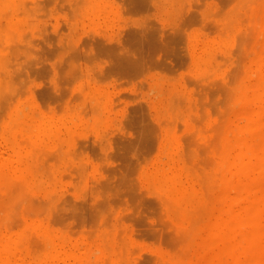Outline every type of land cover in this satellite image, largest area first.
I'll use <instances>...</instances> for the list:
<instances>
[{
	"label": "rangeland",
	"instance_id": "rangeland-1",
	"mask_svg": "<svg viewBox=\"0 0 264 264\" xmlns=\"http://www.w3.org/2000/svg\"><path fill=\"white\" fill-rule=\"evenodd\" d=\"M31 1L0 0V144L10 154L20 140L35 169L33 188L1 183L3 222L41 255L26 227L39 219L57 250L78 253L69 264H221L206 246L222 207L218 156L254 102L264 0ZM160 168H182L195 203L157 181Z\"/></svg>",
	"mask_w": 264,
	"mask_h": 264
},
{
	"label": "bare ground",
	"instance_id": "bare-ground-1",
	"mask_svg": "<svg viewBox=\"0 0 264 264\" xmlns=\"http://www.w3.org/2000/svg\"><path fill=\"white\" fill-rule=\"evenodd\" d=\"M9 1H11V0H9ZM247 2H248V0H247ZM10 3H12V2H10ZM243 5H244V3H243ZM29 9L31 11V8H29ZM5 18H7V17L5 16ZM1 25H2V21L0 23V26ZM18 28H21V27L19 26ZM13 36H14V34H13ZM1 45H3V44H1ZM24 45H26V43ZM263 46H264V43H263ZM262 52H263V50H262ZM216 58H218V57H216ZM221 58H223V57H221ZM227 59L228 58H226V60ZM258 60L259 61H256V63L258 62L256 64L255 59H254V63L257 65V69H255V65H254V69L249 70V75H248L249 77L248 78H250V80H249L248 84L246 85L247 90H245V91H248L250 93L249 97H251L252 98L251 100L254 101L253 103H254L255 107L250 108L253 106V103H251L252 106H250L251 104L248 106L249 103H247L246 105L249 108L243 107L242 111H240V108H239L238 111L243 116V117L242 116L241 117L243 118V121L245 120L244 123L239 126V128L237 129L238 130L237 133H236L235 127L233 128V129H235L234 130L235 137H233V138L224 137L221 139V140H223L222 141L223 148L221 147L222 151H221L220 155L218 156V159H219L218 164H219V168H220V170H218V171H219V173L221 171V174H222L221 180H222L223 187L220 190L218 195H219V200L222 201V207L219 210V214L216 218V221L212 225V229L210 228L211 233L209 236L211 238L206 245V246H210V247L211 246L213 247V245H215L216 247L218 246L220 248L221 254L224 257V260L221 264H264V58H259ZM221 64H219V65H221ZM9 66H11V65H9ZM246 66L248 67V65H246ZM245 69H247V68H245ZM210 75L211 74H209V76ZM241 87H242V85H241ZM99 98H100V96H99ZM88 103L87 104L85 103V105H86L85 107L88 106ZM238 111L235 113H238ZM80 112H81V110H80ZM17 113H18V111H17ZM239 115H238L237 119L241 120L242 118H239ZM20 116H22V115H20ZM27 116H28V114H27ZM238 122H240V121H238ZM13 124H15V123H13ZM231 129L232 128H230V130ZM19 133H17V136ZM22 134H24V133H22ZM229 135H231V133ZM36 139L38 141V138H36ZM17 140L15 138H11L9 141V143L11 144V146H10L11 152H13L14 154L13 153L8 154V150L5 149L6 146L4 147V145L0 144V213L4 211L5 215L8 213V210H7L8 207L5 206L6 208L3 209V207L7 203V201H4L6 199L3 198L4 197L3 193H1L2 192L1 191V189H2L1 183L10 181L11 179H14V180L19 179L20 181L21 180L24 181L31 188H33L32 186H34V183H35V181H34L35 180V171H34L35 169L33 168L34 166H32L33 164L32 165L29 164L27 161L29 159V157L31 156L30 152H23L21 150L22 147L20 148L19 143H21V145H23V144L20 140H19V142ZM26 140H28V138ZM40 142L41 141H39L38 143L40 144ZM32 143H34V142H30L29 145H32ZM57 145H58L57 148H59L60 144H57ZM34 146H36V145H32L30 147L33 148ZM41 151H42V149H41ZM33 152H36L35 149L33 150ZM34 155H32V156H34ZM58 155L60 157V154H58ZM75 157H76V155H75ZM38 158H41V157H38ZM43 159L45 160L46 158H43ZM172 162H174V161H172ZM44 164H47V163L44 162ZM74 167H76V166H74ZM70 171H71V169H70ZM159 171L155 174L154 178L159 182H162V181L166 180V178H169V181L171 183V188H170L171 193L178 201H180L181 203L187 204V205L188 204L191 205V204L195 203L194 201L196 198V188H195L194 184L184 180L186 175H185L184 170L182 168H178V169H174V170L171 169L168 171L160 168ZM74 172L76 173V171H74ZM47 175H49V174H47ZM75 177H77V176H75ZM50 178H52V177H50ZM200 181H201V179H200ZM14 185H17V182ZM26 196H28V195L26 194ZM29 196H31V195H29ZM20 200H22V199H20ZM34 200H35V198H34ZM164 200L166 201V199H164ZM167 201H168V199H167ZM23 202H24V200H23ZM41 202H42V200H41ZM19 205H21V201H20ZM201 207H203V206L201 205ZM209 207H211V206H209ZM202 209H200V207H199V210H202ZM11 210H13V209H11ZM189 211H192V209L191 210L189 209ZM16 212L17 211L15 210V215L17 214ZM32 214H34V213H32ZM36 214H40V213H36ZM9 215L12 216V213ZM35 217H36V215H35ZM38 217H39V215H38ZM39 218H41V217H39ZM39 221L40 220L37 218L36 219H29L28 218L27 222H26V227L29 230H35L37 232V234H39L40 237H42L43 241H45L44 244L43 243L42 244L43 245L46 244L45 252L41 255H35L32 251L34 248L33 249L31 248L28 236L25 235V233H23L21 230H19V229L16 230L15 228H13V226H11L12 224L10 225V222L8 220L7 221L5 220L4 221L5 223H4L2 220V217H0V264H57V263L58 264H69V259L71 257H73V258L77 257L78 253L76 251L72 250L69 252L66 250L65 251L57 250L56 243H55V240H56L55 237L51 236V234L49 233L50 229L48 230L45 227V225H44L45 223L43 224L42 222L40 223ZM6 222H9V223H6ZM195 222H197V220ZM198 222H197V224H198ZM191 225H192V222L189 219L188 220V226H191ZM18 228H19V226H18ZM182 228H185V227H182ZM187 229L188 228H186V231H187ZM183 230H185V229H183ZM118 233H119V231H118ZM121 233H122V231H121ZM189 233L190 232H188V234ZM30 234H31V232H30ZM30 234H28V235L30 236ZM195 234H196V232H195ZM195 234H194V237L196 238ZM182 235H183V233H182ZM185 235H187V234H185ZM190 235H192V233ZM31 237L32 236H30V238ZM119 237H120V235H119ZM119 237H118V239H119ZM187 238H185V239H187ZM120 239H121V237H120ZM62 241L65 242L63 239H62ZM215 246H214V248H215ZM32 247H34V246H32ZM42 247H44V246H42ZM39 248H41V247H39ZM195 250L196 249H194V251ZM122 252L124 253L125 251H122ZM117 254H118V251L116 253V256H117ZM189 256H190V254H189ZM214 257H216V256H214ZM122 258H120V260H122ZM106 260H108V259H106ZM123 262H127V261H122V263ZM207 262L208 261H206V263ZM127 263H129V261ZM80 264H81V261H80ZM179 264H180V262H179Z\"/></svg>",
	"mask_w": 264,
	"mask_h": 264
}]
</instances>
